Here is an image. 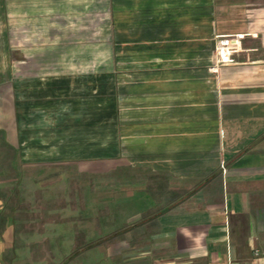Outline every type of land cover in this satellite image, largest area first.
Listing matches in <instances>:
<instances>
[{
  "label": "crops",
  "instance_id": "obj_1",
  "mask_svg": "<svg viewBox=\"0 0 264 264\" xmlns=\"http://www.w3.org/2000/svg\"><path fill=\"white\" fill-rule=\"evenodd\" d=\"M105 5L118 70L94 76L115 82L116 146L111 156L92 151L93 160L116 161V180L102 177L107 162L73 160L66 171L75 164L86 184L138 202L62 217L71 206L45 200L53 189L33 199L39 189L22 184L18 200L0 199V264H264V0ZM93 7V0H0V65H20L28 80L37 74L29 64L60 63L61 33L71 30L65 17L86 21ZM224 38L238 50L216 65ZM28 172L46 182L42 188L58 179Z\"/></svg>",
  "mask_w": 264,
  "mask_h": 264
},
{
  "label": "rangeland",
  "instance_id": "obj_2",
  "mask_svg": "<svg viewBox=\"0 0 264 264\" xmlns=\"http://www.w3.org/2000/svg\"><path fill=\"white\" fill-rule=\"evenodd\" d=\"M93 5V12L90 17L86 16V21L82 15L65 17L70 20L71 30L61 33L65 53L60 63L29 64L30 71L33 68L37 74L28 80L26 75L21 76L20 65H0V199L18 200L22 184L39 189L38 196L29 193L33 199L43 200L44 191L53 189L45 200L71 206L62 209L66 212L62 217L87 216L92 209L96 214L107 203L115 212L113 207L117 202L125 201L127 205L138 202L137 197L124 199L123 192L115 188L106 191L101 186L86 184L90 177L86 178L75 164L68 167L71 174L66 171L73 160L79 165L107 162L110 171L102 177L110 183L116 180L115 160H93L97 159L93 148H104L102 155L111 156L116 146L114 99H111L115 82L112 77L94 75L118 70L112 62L111 16L105 0H93ZM84 26L86 30L82 29ZM229 43L231 40L219 39L216 55L221 46ZM99 98L103 106L96 104ZM83 148H87V154L77 155ZM69 149L76 152L69 153ZM56 163L58 166L53 168ZM29 169L40 171L45 179H52L54 171L57 182L44 190L42 186L46 182L32 180ZM72 176L76 183L70 182ZM100 180L101 175L97 174L92 182ZM83 200L89 208H72Z\"/></svg>",
  "mask_w": 264,
  "mask_h": 264
},
{
  "label": "built area",
  "instance_id": "obj_3",
  "mask_svg": "<svg viewBox=\"0 0 264 264\" xmlns=\"http://www.w3.org/2000/svg\"><path fill=\"white\" fill-rule=\"evenodd\" d=\"M238 48L235 43H229L221 46L217 51L216 65L231 63L233 61V54L237 52Z\"/></svg>",
  "mask_w": 264,
  "mask_h": 264
}]
</instances>
